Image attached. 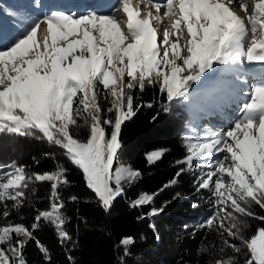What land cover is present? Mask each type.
<instances>
[{
	"label": "snow or ice",
	"instance_id": "obj_1",
	"mask_svg": "<svg viewBox=\"0 0 264 264\" xmlns=\"http://www.w3.org/2000/svg\"><path fill=\"white\" fill-rule=\"evenodd\" d=\"M234 3L243 15L230 7ZM162 6L171 23L160 30L158 46V29L153 22L163 24L159 15ZM18 7L33 9L34 5L28 0ZM122 10L127 17L125 28L115 18V6L108 14L88 12L77 16L49 9L35 19L28 15L18 21L19 27L12 25L14 35H6L0 22V132L35 136L58 145L82 170L87 186L105 210L125 194L124 182L130 186L141 175L120 165L113 170L121 148L122 124L145 106L133 107V89L144 91L146 85H159L169 103L188 99L189 82L199 81L213 69L214 62V73L221 77L241 73L247 63L261 69L264 80V0H252L250 8L244 0H165L163 5L155 4V16L149 11L143 17L131 0H122ZM42 24L45 27L38 42L37 30ZM100 86L106 90L104 93ZM229 90L240 91L238 86ZM101 95L109 100L106 112L98 101ZM146 106L152 107L150 103ZM240 112L241 119L226 133L204 138L195 135L189 155L177 163L188 165L187 170L193 173L198 171L194 181L197 191L211 194L213 211L204 226H213L215 220L218 228H224L228 220L230 226L224 230L241 241L240 246L229 245L233 252L245 257L244 264H264V228L245 239L243 221L234 215L253 216V204L264 208V83L253 86L250 102L244 103ZM78 120L89 129L84 140L70 133V125L81 127ZM165 151L155 150L146 154V159L154 162ZM0 167L8 169L0 175V203L5 218L11 212L4 202L12 201L11 207L18 210L23 205L24 189L33 180L52 182L53 197L50 209L35 217L32 231L10 221L0 226V264H26L22 250L29 240L42 248L33 235L42 220L54 226L61 242L71 241L61 212L64 203L57 192L59 185L68 183L66 169L58 165L49 173L27 175L15 163ZM185 171L181 168L177 177ZM177 182L174 179L166 187ZM153 199L151 194H141L129 206L151 204ZM161 211L153 207L147 215ZM257 218L264 220V216ZM133 243L132 237H124L119 246L127 254ZM215 264H236V259L217 260Z\"/></svg>",
	"mask_w": 264,
	"mask_h": 264
},
{
	"label": "trees",
	"instance_id": "obj_2",
	"mask_svg": "<svg viewBox=\"0 0 264 264\" xmlns=\"http://www.w3.org/2000/svg\"><path fill=\"white\" fill-rule=\"evenodd\" d=\"M97 1L99 7L111 6L115 2ZM40 2L42 6L49 4L51 9L55 6L65 9L54 1ZM216 67L214 62L213 69L206 71L199 81L189 82L188 99L180 98L169 103L160 93L159 85H146L144 91L139 88L132 90L133 107L145 106L139 107L135 115L122 124L119 136L121 148L114 162L115 165L128 163L141 175L130 186L125 182V194L117 197L108 210L87 186L82 170L68 159L58 145L35 136L0 132V166L15 163L22 166L27 175L49 173L56 170L58 165L66 169L68 183L59 185L57 192L64 203L61 209L66 217L64 227L72 240L61 242L54 226L40 221L33 235L42 248L34 240H29L22 250L26 264H215L217 260L232 257H235L236 264H244L245 257L234 253L229 247L232 244L240 246L241 241L224 230L230 226L228 220H225L224 228H218L215 220L213 226H204L213 207L211 194L203 189L197 191L198 185L194 181L198 171L193 173L187 170L188 165L177 163L189 155L188 148L194 142L195 135L204 138L219 133L220 123L216 122V115L206 118L198 112L207 106L215 107L213 101L219 99L222 87H225L223 92L231 98L243 100L247 94L250 102L253 86L264 83L262 70L258 67L253 69L247 63L241 73H228L223 77L220 73H214ZM210 73L214 74L210 76ZM224 81L231 83L229 85ZM237 86L239 92L229 90ZM100 91L104 93L106 90L100 86ZM98 101L106 112L110 106L109 100L101 95ZM149 103L152 107L146 106ZM101 114L104 115V112ZM78 123L80 128L70 125V133L84 140L89 129L82 120H78ZM156 148L166 151L162 157L150 163L146 154ZM195 164L196 160L193 161V168ZM181 168L186 171L177 177ZM7 170L0 167V175ZM174 179L178 182L166 187ZM51 184L50 181L29 182L24 189L23 205L18 210L11 207L12 201L4 202L11 212L7 218L2 215L3 203H0V226L10 221L23 224L32 231L31 225L36 222L38 213L50 209L53 199ZM144 192L154 193L153 202L130 207ZM153 207L162 208L163 211L148 216ZM250 210L254 213L251 217L234 213L243 221L241 230L245 239H250L264 228V220L257 218L264 216V208L253 204ZM124 237L134 239V243L127 248V254L125 248L119 246Z\"/></svg>",
	"mask_w": 264,
	"mask_h": 264
},
{
	"label": "rangeland",
	"instance_id": "obj_3",
	"mask_svg": "<svg viewBox=\"0 0 264 264\" xmlns=\"http://www.w3.org/2000/svg\"><path fill=\"white\" fill-rule=\"evenodd\" d=\"M49 1H54L57 5H63L65 9H59L55 8L51 9L49 4L42 6L40 0H31V3L34 5L33 9H24V8H19L18 5L21 2H28V0H0L2 4L0 3V22H2L4 31L6 35H14L15 34V28L12 27L13 24H17L19 27L18 21L21 20L23 17H26L28 15H31L33 19L35 17L42 15L45 12H48L49 9L51 10H59L63 11L65 14H72L75 13L77 16L82 15V14H87L88 12H95L97 14H108L112 10L113 6H115L118 11L116 15V19L118 22L121 24L122 28L126 27V22H127V17L126 14L122 10V0H115V2L111 6H102L99 7V3L97 0H49ZM165 0H159V1H154V0H131V5L136 8L137 6L140 9L141 17H143L147 12L151 11L153 16H155L156 10H155V4H161ZM226 2V0H224ZM249 5V8L251 6L252 0H244ZM147 5V7H145ZM234 11L237 12V14L243 15V11L239 9L238 3H234L233 5L230 6ZM15 12V16H9L5 15L4 13H13ZM165 8L162 6L160 9L159 15L162 17L163 24H156L153 22V27L158 29V39L157 43L159 46L160 39H161V31L163 27L165 26H170L171 21L167 16L164 15ZM45 25H41V29L37 30V41L39 42L41 39V33L42 30L44 29ZM182 28L184 27L183 25L181 26ZM173 41H175V36L172 37ZM185 43L184 39H181V44ZM177 63H180L179 61ZM249 86L251 85V82L248 81ZM225 87H222L220 94H219V99H215L213 101V105L215 107L212 108V106H207L206 109L200 110L198 113L199 115H204L206 118H209V115L215 114L217 117L216 122L220 123L218 127V132L220 134L226 133L230 128L234 127L235 122L241 119V112H240V107L244 103L249 102V97L246 94L244 99H239V98H231L228 96L225 92ZM224 101V102H222ZM75 105V104H74ZM73 105V107H74ZM164 148H156L152 149L147 152L151 153L155 150H161ZM120 166H123L125 168H131L132 170H137L133 168L130 164L128 163H120L117 164ZM117 165H115V162L113 164V170L116 169ZM138 171V170H137ZM215 178V177H214ZM213 178V179H214ZM125 183V182H124ZM142 194H151L154 195V193L150 192H144Z\"/></svg>",
	"mask_w": 264,
	"mask_h": 264
}]
</instances>
